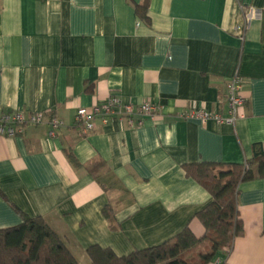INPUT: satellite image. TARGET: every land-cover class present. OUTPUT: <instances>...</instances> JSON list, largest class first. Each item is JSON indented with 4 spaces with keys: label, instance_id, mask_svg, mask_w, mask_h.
I'll return each instance as SVG.
<instances>
[{
    "label": "crops",
    "instance_id": "0c3cea01",
    "mask_svg": "<svg viewBox=\"0 0 264 264\" xmlns=\"http://www.w3.org/2000/svg\"><path fill=\"white\" fill-rule=\"evenodd\" d=\"M0 0V108L44 112L47 122L0 134V229L43 216L81 264L87 248L119 256L172 239L211 201L184 164L243 163L264 143V0ZM238 74L247 102L235 124L180 117L193 107L227 114ZM119 97L152 102L156 118L128 126L113 117L85 133L78 107ZM139 118L138 116L136 117ZM103 159L106 191L84 167ZM115 210L112 228L102 209ZM244 232L221 264H264V176L241 183Z\"/></svg>",
    "mask_w": 264,
    "mask_h": 264
},
{
    "label": "trees",
    "instance_id": "16d2710c",
    "mask_svg": "<svg viewBox=\"0 0 264 264\" xmlns=\"http://www.w3.org/2000/svg\"><path fill=\"white\" fill-rule=\"evenodd\" d=\"M149 1L134 4L137 16L146 23L150 20ZM66 153L75 167H84L104 190L114 187L105 178L109 173L105 160L83 165L71 148ZM183 168L211 196L194 216L202 232L197 233L189 224L168 241L123 256L109 247L91 245L87 248L89 264H211L219 252L232 250L235 239L244 232L238 210L240 185L264 176V143H255L252 157L243 163L202 161L184 164ZM102 212L110 226L117 228L114 208L107 204ZM0 264L81 263L43 216L24 215L22 223L0 229Z\"/></svg>",
    "mask_w": 264,
    "mask_h": 264
},
{
    "label": "built area",
    "instance_id": "2783aa9c",
    "mask_svg": "<svg viewBox=\"0 0 264 264\" xmlns=\"http://www.w3.org/2000/svg\"><path fill=\"white\" fill-rule=\"evenodd\" d=\"M242 80L236 74L227 83L228 111L227 114L209 111L205 108L193 107L180 117L185 119L200 120L204 123L214 120L217 123L235 124L240 116V109L247 102L242 94ZM159 113L158 105L152 102H142L139 105L124 103L117 96L96 102L91 107H78L75 114V124L83 132L88 133L96 129L97 120L107 123L113 117L126 122L128 126L142 125L147 118L154 119ZM139 117L138 119L136 117ZM47 122L50 126L49 133L56 136L58 130L65 126V122L48 113L36 112L26 114L18 110H4L0 108V134L14 137L24 132L27 125H37ZM211 264H221L215 260Z\"/></svg>",
    "mask_w": 264,
    "mask_h": 264
}]
</instances>
